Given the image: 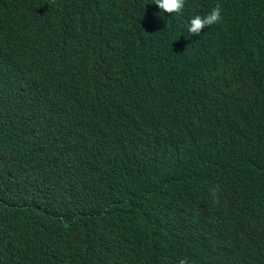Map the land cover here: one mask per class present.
Instances as JSON below:
<instances>
[{"label":"trees","instance_id":"obj_1","mask_svg":"<svg viewBox=\"0 0 264 264\" xmlns=\"http://www.w3.org/2000/svg\"><path fill=\"white\" fill-rule=\"evenodd\" d=\"M0 35V264H264V0H0ZM112 93L145 132L100 137Z\"/></svg>","mask_w":264,"mask_h":264},{"label":"clouds","instance_id":"obj_2","mask_svg":"<svg viewBox=\"0 0 264 264\" xmlns=\"http://www.w3.org/2000/svg\"><path fill=\"white\" fill-rule=\"evenodd\" d=\"M61 0H45L46 3H57ZM159 7L161 12L173 14L180 13L185 5V0H153ZM221 7L217 5L213 9L203 13L202 15H195L190 19L187 25V33L190 37H198L204 34L206 27L215 28L222 23L221 21ZM46 30L52 31L51 25H47ZM9 48L8 38L0 35V53L5 54ZM36 55L43 53L47 59L43 63L36 65L33 69L25 72L26 76L32 80L41 82L44 85H50L57 79L60 73V58L57 53L47 49L41 48L38 52H33ZM40 59H43L40 57ZM1 67V65H0ZM83 81L78 85L79 90L85 89ZM115 109L114 116L109 117L105 121L97 122V131L100 137L106 141L114 139L117 135L138 134L145 132L149 127V112L145 103L133 93L121 94L112 93ZM11 115L6 116V121L10 119ZM217 189L212 190V195L216 198ZM218 202V198L216 199ZM178 264H188L186 258L179 260Z\"/></svg>","mask_w":264,"mask_h":264}]
</instances>
